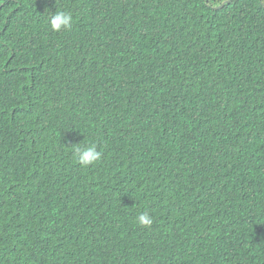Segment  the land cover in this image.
<instances>
[{
    "label": "trees",
    "instance_id": "16d2710c",
    "mask_svg": "<svg viewBox=\"0 0 264 264\" xmlns=\"http://www.w3.org/2000/svg\"><path fill=\"white\" fill-rule=\"evenodd\" d=\"M0 264H264V0H0Z\"/></svg>",
    "mask_w": 264,
    "mask_h": 264
},
{
    "label": "clouds",
    "instance_id": "9594fccd",
    "mask_svg": "<svg viewBox=\"0 0 264 264\" xmlns=\"http://www.w3.org/2000/svg\"><path fill=\"white\" fill-rule=\"evenodd\" d=\"M71 16L64 12H57L51 18L52 28L56 31L61 30V28H67L71 25ZM101 153L96 151L95 147H88L85 149H77V158L79 162L83 165L92 164L100 159ZM138 221L141 225H151L152 220L147 214H142L139 216Z\"/></svg>",
    "mask_w": 264,
    "mask_h": 264
}]
</instances>
